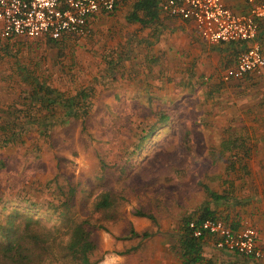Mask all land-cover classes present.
Masks as SVG:
<instances>
[{
    "label": "rangeland",
    "instance_id": "1",
    "mask_svg": "<svg viewBox=\"0 0 264 264\" xmlns=\"http://www.w3.org/2000/svg\"><path fill=\"white\" fill-rule=\"evenodd\" d=\"M136 1L120 0L117 12L100 17L85 37L0 39V247L16 230L38 235L25 238L26 259L10 262L0 253V264H78L65 254L76 222L91 233L87 264H180L187 219L179 217L200 213L210 199L205 186L220 191L224 178L245 180L244 169L227 174L225 166L245 162L238 147L248 143L252 101L260 107L264 100L261 79L220 82L226 90L217 95L205 81L199 93L174 85L172 100L142 94L132 55L153 30L131 21ZM35 81L67 96L92 91L84 125L81 118L63 121L60 106L54 115L38 113L30 95ZM30 107L40 124L29 122ZM154 112L171 119L159 127ZM45 123H52L46 134Z\"/></svg>",
    "mask_w": 264,
    "mask_h": 264
},
{
    "label": "crops",
    "instance_id": "2",
    "mask_svg": "<svg viewBox=\"0 0 264 264\" xmlns=\"http://www.w3.org/2000/svg\"><path fill=\"white\" fill-rule=\"evenodd\" d=\"M119 2L120 0L117 1L112 12L94 15L90 21L91 27L96 29L100 24L98 22L100 17L105 19L107 15L117 12L120 5ZM160 2L161 0H156L158 9L157 20L148 25L131 20L141 24L144 28H148L150 31L151 28L153 30L149 37L140 40V44H142L141 47L139 46L141 53L132 55V62L140 65L139 70L141 72L139 71L138 74L143 86V90L141 89L142 94L174 99L176 98V94L174 93L179 91L178 89H173L174 85H180L182 88L185 84L187 85L185 89L189 90L188 93L197 90L199 93L202 92V89L198 83L205 81L204 84H210V86L205 85L204 87L213 88L217 95L218 91L226 90L223 87L220 88V82L222 84H233L245 78H255V76H258L259 80L261 79L259 84H264V68L259 74L253 73L240 80H221V74L224 70L234 66L237 53L243 46L249 43H235L234 45V43L212 44L205 42L195 32L192 20L166 16L160 11ZM225 2L227 6L237 12L245 11L247 8L243 0H225ZM259 25L258 37L264 38V18L260 21ZM10 39L13 38L1 40ZM203 70L209 74L216 71V75H213L212 78L207 77L203 75ZM150 84H154L155 86ZM156 86L164 88L158 91ZM188 87H192V89ZM151 90H156L154 93L159 92L160 94H153ZM261 97L264 98V94H261ZM147 100L151 104L155 103L149 98ZM261 101L260 107L257 106L259 102L256 103V107H254V101L251 104V121L249 122L251 127L248 128V133L245 136L248 142L246 145L248 157H245V162L240 166L230 161L225 166L227 174L237 171V169H244L247 174L245 180L240 181L242 185H239L238 181H234L232 177H229L228 180L224 178L221 186L222 190L219 191L220 187L219 189L212 188L211 190L219 194L224 193L225 198L218 201H212L210 198L207 205L219 219L223 220L234 230L241 229L246 225L254 226L257 230V243L264 245V100ZM255 108L260 109H256L257 111H255ZM256 112H260V115L256 114ZM154 117L157 122L161 123L159 127H162L171 119V115L166 112L156 114L154 112ZM184 138H187L186 134ZM231 138L236 139L237 137ZM237 139H241V137ZM234 154L241 155L239 152H235ZM231 164H233L232 168ZM255 173H258L257 177L254 176ZM242 186L243 188L247 186L246 190L238 192V189ZM201 206L202 204L198 206V209ZM195 212L193 213L195 214ZM193 213L189 214L186 212L179 219H187V221L197 219L199 213L196 215ZM181 232L182 226L180 234ZM179 247V251L181 250L180 264H182L183 257L180 243ZM200 256L201 260L198 264H264V260H256L252 257L214 247V239L210 235H205L200 239Z\"/></svg>",
    "mask_w": 264,
    "mask_h": 264
},
{
    "label": "built area",
    "instance_id": "3",
    "mask_svg": "<svg viewBox=\"0 0 264 264\" xmlns=\"http://www.w3.org/2000/svg\"><path fill=\"white\" fill-rule=\"evenodd\" d=\"M118 0H0V38L24 37L59 40L85 37L91 33V18L110 13ZM245 11L237 12L225 0H161L160 11L168 17L190 19L197 35L205 42L247 44L237 53L234 66L221 80L243 79L264 68V38L258 37L264 18V0H243ZM191 236L210 235L218 249L264 260V245L257 243L252 225L230 228L219 218L189 220Z\"/></svg>",
    "mask_w": 264,
    "mask_h": 264
},
{
    "label": "trees",
    "instance_id": "4",
    "mask_svg": "<svg viewBox=\"0 0 264 264\" xmlns=\"http://www.w3.org/2000/svg\"><path fill=\"white\" fill-rule=\"evenodd\" d=\"M137 11L143 12V17H139L137 15ZM130 19L133 21H137L143 25H148L149 23L158 19V9L156 0H138L134 4V11L130 15ZM1 39V38H0ZM51 41H62L66 40V37H63L59 40ZM31 97L33 98L31 104L37 106V112L44 111L47 114L54 115L57 111V107L60 106L62 108L64 120L67 118H81V122L85 123L86 117L88 116L92 102L91 97L93 96L92 91H88L87 89L79 90L75 95H66L63 92H59L54 89L50 85L46 83L35 81L33 83V89L30 92ZM31 105V106H32ZM28 119L31 124H40L36 121L38 115L37 112L34 114L33 108H28ZM38 112V113H39ZM33 113V114H32ZM33 115V117H32ZM36 115V116H34ZM35 120V123L33 122ZM39 120V118L37 119ZM45 122V121H44ZM52 123L44 124V134H46ZM236 142V141H235ZM232 144V147H237L233 140L229 141ZM226 144V143H224ZM234 145V146H233ZM229 147V145L227 146ZM242 150V156L248 157V149L247 146L243 142L239 144V147ZM231 162V161H230ZM233 164H231L232 168ZM206 194L211 198L212 201L223 200L225 198L224 193L219 194L215 191H212L207 186L204 187ZM209 201L202 203L197 219L192 220H202L205 218H218L215 215L214 211L210 210L207 205ZM99 206L108 205V198L104 196L101 201L98 203ZM138 216H147L149 218H153L152 215H146L142 212H136ZM188 221L186 220L184 225L182 226V232L179 237V243L182 248V264H198L201 260L200 256V239L191 236L188 227ZM84 222H76L72 225L71 229L66 233L68 235L66 241V250L65 254H69L71 258L78 262V264H87L90 262V255L94 248L93 243L91 241V233L84 227ZM135 235L134 230H131L130 235ZM25 238H30L33 241H38V235L32 234L29 235L26 233V230L23 229L18 233V230L14 232V238L6 244H3L0 247V253L6 260L10 262H21L26 259V247L24 245Z\"/></svg>",
    "mask_w": 264,
    "mask_h": 264
}]
</instances>
